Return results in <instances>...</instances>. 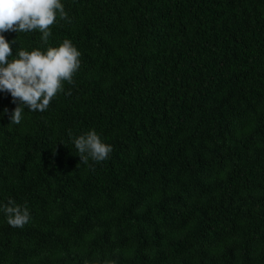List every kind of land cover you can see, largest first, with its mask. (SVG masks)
<instances>
[{
  "label": "trees",
  "instance_id": "obj_1",
  "mask_svg": "<svg viewBox=\"0 0 264 264\" xmlns=\"http://www.w3.org/2000/svg\"><path fill=\"white\" fill-rule=\"evenodd\" d=\"M61 2L47 44L4 33L81 66L19 125L0 92V205L31 217L0 211V264H264V0ZM93 129L113 151L80 164Z\"/></svg>",
  "mask_w": 264,
  "mask_h": 264
},
{
  "label": "clouds",
  "instance_id": "obj_2",
  "mask_svg": "<svg viewBox=\"0 0 264 264\" xmlns=\"http://www.w3.org/2000/svg\"><path fill=\"white\" fill-rule=\"evenodd\" d=\"M58 20L71 23L61 0H0V92L10 94L13 103L19 102L9 116L12 125L21 124L25 108L44 112L61 93L71 95L70 90L65 92V84H74L81 66V53L70 39H64L58 47L49 46L46 50L29 51L20 46L14 55L12 45L17 40L10 42L4 33L38 32L42 34V42L47 44ZM72 142L80 164L87 165L90 160L106 161L113 151L94 129L74 137ZM0 211L13 228H23L31 218L28 207L12 199L0 205ZM104 264L114 262L105 261Z\"/></svg>",
  "mask_w": 264,
  "mask_h": 264
}]
</instances>
